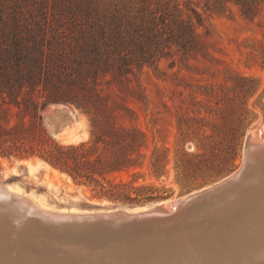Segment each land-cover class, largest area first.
<instances>
[{
	"label": "rangeland",
	"instance_id": "rangeland-1",
	"mask_svg": "<svg viewBox=\"0 0 264 264\" xmlns=\"http://www.w3.org/2000/svg\"><path fill=\"white\" fill-rule=\"evenodd\" d=\"M146 1L152 8H159L161 13H168L169 17L178 14L193 22H196V14L193 12L196 11L201 18L196 31L204 44L200 52L186 58H182L180 51L176 52L173 47V56L160 58L158 68L144 64L140 71L136 70V76L129 74L131 79L127 83L132 87L129 92L119 91L114 84L102 83V93L108 94L109 103L120 102L135 111V116L123 118L119 122L135 124L147 136L141 166L121 171L118 176L127 180L131 172L138 170L140 175L135 177V183H151L161 190L162 196L131 202L111 200L96 194L91 187L74 182L66 173L62 174L46 166L36 156L0 158V177L7 186L23 187L26 192H32L35 199L49 201L48 204L56 203L50 192L60 190L71 198L75 197L83 209L87 208V203L140 205L184 196L217 182L241 165L247 134L264 125V0H245L252 10L250 14L243 12L237 0ZM50 102L68 105L81 121V126L75 130L78 137L70 143L89 138V117L82 108L61 101H49L44 105ZM44 105L40 107L39 115L44 129L50 135L44 121ZM55 112L48 114L52 116ZM18 119L16 115L10 118L12 121ZM53 139L63 143L60 137ZM157 154L162 157L164 155L160 176L154 174V170L160 169L162 164L156 161ZM28 164L33 165L30 172L25 170ZM25 219L21 222L13 218V223L25 226ZM212 219L220 221L215 216ZM226 223L208 224V231L217 234H213L214 243L217 241L214 245L220 250L224 246L222 243L230 247L228 245L240 241L228 230L235 222L230 221L229 225ZM246 223L250 225L253 221L247 218ZM0 225V238L5 241L6 251L11 256L19 255L29 259V256L34 255L37 259L43 257L56 264L59 254L62 257L63 251L68 249L46 240L43 243L38 238L32 242L28 233L14 237L10 228L6 230L8 225L2 220ZM239 235H248L245 238L251 240L250 235L244 231H240ZM9 240V243L6 242ZM202 242L188 237L180 249L187 252L190 249L189 255L196 254L201 252L200 247L206 245V241ZM48 243L50 245H46ZM107 247L81 248L84 253L77 256L71 255L73 251H67L66 264H78L79 261V264H99L90 258L98 250H101V261L109 264L105 254L109 250ZM24 257L20 258L25 261Z\"/></svg>",
	"mask_w": 264,
	"mask_h": 264
},
{
	"label": "trees",
	"instance_id": "trees-1",
	"mask_svg": "<svg viewBox=\"0 0 264 264\" xmlns=\"http://www.w3.org/2000/svg\"><path fill=\"white\" fill-rule=\"evenodd\" d=\"M237 1L251 13L245 0ZM193 12L197 23L169 17L146 0H0V158L36 156L111 200L161 197L155 185L135 183L138 170L127 180L118 176L141 166L147 136L139 126L119 122L135 111L109 103L102 83L129 92V74L136 76L144 64L158 68L173 47L182 58L200 52L201 18ZM49 101L82 108L89 138L54 140L39 115ZM13 115L19 119L10 120ZM156 161L160 176L164 155Z\"/></svg>",
	"mask_w": 264,
	"mask_h": 264
},
{
	"label": "bare ground",
	"instance_id": "bare-ground-1",
	"mask_svg": "<svg viewBox=\"0 0 264 264\" xmlns=\"http://www.w3.org/2000/svg\"><path fill=\"white\" fill-rule=\"evenodd\" d=\"M49 112L55 113L51 116L48 114ZM43 114L48 130L52 132L57 127L55 137L62 138L63 143L74 142L78 137L75 130L81 126V121L76 117L74 110L68 105L64 103H51L43 110ZM246 138L249 144L244 149L243 164L233 174L232 180L225 178L219 182H215V184L204 187L209 189L212 186L218 185L217 187L221 188H216L207 199H199L198 202H193V204L189 203L187 209L180 208L178 210H182L176 213H172L171 205L164 204L158 211L165 214V216H154L143 219L149 210L147 211L145 207H138L137 205L131 208L127 207V205H122L119 207V212H114L112 211L114 208H112L111 204L103 203L96 205L87 203V208L83 209L75 197L71 198L60 190L50 192V196L56 203L48 204L49 201L39 200L38 198H36L38 199L36 201L33 193L26 192L23 187L16 185L7 186L1 177L0 187L8 193H12L23 199L43 213L63 217L62 219H74L78 221L84 217L90 218L98 213L106 218H113L117 222L129 221L124 224H121V222L116 227L110 226L101 232H97L96 230L94 231L95 233H90L87 239L71 237L72 234L69 235L62 230L58 234H51L43 228L37 229L41 232L38 235L41 237L42 242L46 240L49 243L68 247L67 250L62 249L64 250V255L61 257V254H59L55 260L56 264H66L65 257L68 256L67 254L70 251H73L71 253L72 256H77L83 252L81 248L94 249L98 247L99 249L102 246H108L109 250L105 249V254L109 264H264V125L249 132ZM27 161L29 162L30 160ZM39 161L52 168L45 161L41 159ZM27 169L30 172L33 169V165L28 164L27 168L25 165V170ZM52 169L55 170L54 168ZM235 179L239 181L234 182ZM225 182V186L222 187ZM198 191L195 190L185 197H180V199L183 201L199 193ZM141 216L142 218H140ZM212 216H215L220 221L212 219ZM247 218L248 220H252L253 223L248 225L246 223ZM0 220L8 225V229L6 230L9 231L10 228L12 235L18 237L19 231L23 226L14 225L13 219H10L9 216L1 212ZM25 220L26 225L23 227V230L28 233L29 238L33 242L34 238H37V234L32 227L31 219ZM230 221H234L235 223L228 230L233 233L236 240L240 239V241L228 245L230 247H227V243H222L224 246L220 250L214 245L217 242L215 241L214 243L215 236L213 234L215 232L208 231V224L227 222L226 224L229 225ZM240 231L249 234L251 240L245 238L248 235L244 237L240 236ZM3 234H5V231H3ZM188 237L194 240L206 241L205 243L208 247L206 248V245L202 246L200 247L201 252L189 255L190 249L188 250V252L190 251L189 253L187 250L180 249L184 246ZM241 238L244 239L241 240ZM252 238L255 239V242H252ZM6 239H8V235ZM6 242L9 243L10 240ZM43 243L42 246L44 247ZM49 243L46 245H50ZM220 243L219 241L218 244ZM4 244L5 241L1 237L0 264H55L43 257L37 259L33 257L34 255L29 256L30 254H27L29 259L19 255L11 256L6 251L7 247ZM26 244L28 245V242ZM31 247L29 246V248ZM46 249L48 248L46 247ZM67 251L68 253H66ZM100 251L94 252L90 258L99 264H106L101 261ZM56 254H58L57 251ZM20 257H24L25 261Z\"/></svg>",
	"mask_w": 264,
	"mask_h": 264
},
{
	"label": "water",
	"instance_id": "water-1",
	"mask_svg": "<svg viewBox=\"0 0 264 264\" xmlns=\"http://www.w3.org/2000/svg\"><path fill=\"white\" fill-rule=\"evenodd\" d=\"M51 103H58V102L47 103L46 105L43 106L42 109L43 110L46 109ZM56 131H57V127L52 132L49 131L50 135L53 138H55ZM248 144H249V141L246 138L245 143H244V149H245V147L248 146ZM243 156H244V153H243ZM241 164H243V161ZM236 170L233 171L232 173H230L228 176H225L222 179H225V178L229 179L230 178L229 180H232V178L234 177L233 174L236 172ZM222 179L218 180L217 182L221 181ZM237 181H239V180L238 179L234 180V182H237ZM213 184H215V183H213ZM223 184L224 185H222V187L225 186L226 182ZM217 186L218 185H216L215 187L212 186L209 189L204 188V187L201 188L202 190L198 189L199 193L192 195V196L184 199L183 201H182V199H180V197H178V198H175L177 200H175L174 198H170L167 200L151 201V202H147V203L140 204L137 206L138 207H145L147 211L149 210L148 213L145 214L143 219L147 218V217H154V216H165V214L159 213V211H158V209H160L162 206H164V204L171 205L172 213H176L177 211H181L182 209H187V206H189L188 205L189 203L193 204V202H198L199 199H202V200L207 199L210 196V194H212V192L214 190H216V188L217 189L221 188V187H217ZM205 187H207V186H205ZM192 192H190V193H192ZM190 193H188V194H190ZM188 194H186V195H188ZM186 195L181 196V197H185ZM164 202H166V203H164ZM0 204H1L0 205V212L2 214L9 216L10 219L11 218L12 219L18 218V219H20L21 222L25 218L31 219L32 227L35 229L34 231L37 234L36 236L38 239H41V237L38 235L41 232H39L40 230H37V229L43 228L46 231H48V233H51V234H58L62 230L63 232H66L69 235L72 234L71 237H74V238L75 237H81V238L87 239L89 234L95 233L94 231H96V230H97V232H101L110 226L111 227L119 226L120 223L122 222V221L117 222L113 218H106L102 214H98V213H97V215H94L90 218L84 217L78 221H76L74 219H62L63 217H58V216H54L51 214L43 213L41 210H38L35 207L31 206L29 203L25 202L23 199L17 197L16 195H14L12 193H8L2 187H0ZM122 205H125V204H121L119 206L115 205V204L112 205V208H114L112 211L119 212V210H120L119 207H121ZM133 206H135V205H127V207H130V208ZM180 208H182V209L178 210ZM140 218H142V216ZM128 222L129 221L122 222L121 224L128 223ZM22 226L24 227L23 224H22ZM19 233L25 234L26 232L23 230V228H21Z\"/></svg>",
	"mask_w": 264,
	"mask_h": 264
}]
</instances>
